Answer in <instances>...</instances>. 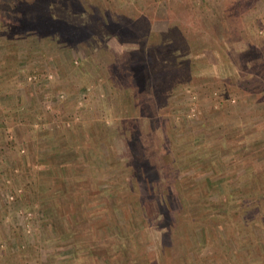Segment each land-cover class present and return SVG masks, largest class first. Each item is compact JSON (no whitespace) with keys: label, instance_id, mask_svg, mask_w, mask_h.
<instances>
[{"label":"rangeland","instance_id":"1","mask_svg":"<svg viewBox=\"0 0 264 264\" xmlns=\"http://www.w3.org/2000/svg\"><path fill=\"white\" fill-rule=\"evenodd\" d=\"M13 2L0 264H230L226 236L264 237V0Z\"/></svg>","mask_w":264,"mask_h":264},{"label":"trees","instance_id":"2","mask_svg":"<svg viewBox=\"0 0 264 264\" xmlns=\"http://www.w3.org/2000/svg\"><path fill=\"white\" fill-rule=\"evenodd\" d=\"M41 3V2H39ZM0 5L2 8H9L11 5H15L18 6L19 9H24V10H28V6L26 4H17L14 3L13 0H0ZM45 18L43 19L44 22L47 24L51 23L55 25V21H62L64 23V26L69 29V32L76 34V26H72L73 24L68 23L66 20L61 19V18H53L52 15L50 13H45L44 14ZM58 23V22H57ZM108 29H110V27L108 26L107 22L103 23ZM64 28V29H66ZM62 32H64L62 30ZM191 65V62H190ZM116 68V67H115ZM118 71V70H117ZM258 224V223H256ZM258 225H254V227H256ZM228 226H226L224 228V232L227 233L229 230L227 229ZM244 228L248 229L250 231V233L252 232V227L247 225ZM240 230V229H239ZM254 236L257 235V237L252 239V242L248 243L245 247H238L235 248V245L237 244L236 242H234L233 240H231L230 238H232L233 236L228 235L226 236L227 242L229 246H226V250L228 255L231 257V261H233L232 263L230 261H228L230 264H264V237L260 236L261 235V231L260 230H255L254 229ZM229 232H232V230H230ZM237 233H243L244 231H239L236 230ZM230 237V238H229ZM234 247V249H232ZM239 248V249H238Z\"/></svg>","mask_w":264,"mask_h":264},{"label":"crops","instance_id":"3","mask_svg":"<svg viewBox=\"0 0 264 264\" xmlns=\"http://www.w3.org/2000/svg\"><path fill=\"white\" fill-rule=\"evenodd\" d=\"M3 120H5V119H3V117H1V119H0V128H1V126H2V124L3 123H5V122H3ZM36 141H38V143H39V140H36ZM36 144H35V146H36V148H39V147H41V145H39L37 142H35ZM38 151V150H37ZM43 151H45L44 149H43ZM43 151H38V152H36L37 153V155L38 154H41ZM39 157V156H38Z\"/></svg>","mask_w":264,"mask_h":264},{"label":"built area","instance_id":"4","mask_svg":"<svg viewBox=\"0 0 264 264\" xmlns=\"http://www.w3.org/2000/svg\"><path fill=\"white\" fill-rule=\"evenodd\" d=\"M10 197H13V194H11V196Z\"/></svg>","mask_w":264,"mask_h":264}]
</instances>
